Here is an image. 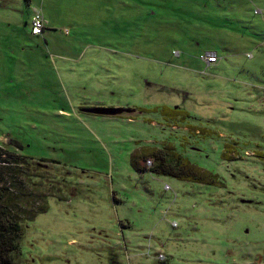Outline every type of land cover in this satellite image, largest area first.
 Wrapping results in <instances>:
<instances>
[{
  "label": "rangeland",
  "instance_id": "374dc122",
  "mask_svg": "<svg viewBox=\"0 0 264 264\" xmlns=\"http://www.w3.org/2000/svg\"><path fill=\"white\" fill-rule=\"evenodd\" d=\"M0 145L17 264H264V0H0Z\"/></svg>",
  "mask_w": 264,
  "mask_h": 264
},
{
  "label": "trees",
  "instance_id": "16d2710c",
  "mask_svg": "<svg viewBox=\"0 0 264 264\" xmlns=\"http://www.w3.org/2000/svg\"><path fill=\"white\" fill-rule=\"evenodd\" d=\"M8 156H10V153L0 145V182L3 181V174L8 175L10 169L13 168H11L10 161L6 158ZM141 156V154H133L131 158V162L137 170L142 169L138 165ZM151 156L155 161V165L150 169L152 172L170 175L178 179L203 181L201 175L205 173L190 165H180L177 158L170 160V153L167 148L156 150ZM20 163L25 165V162ZM8 187L0 185V264H17L14 261V254L18 251L19 240L23 235V219L18 213H12L11 211L10 200L6 196Z\"/></svg>",
  "mask_w": 264,
  "mask_h": 264
},
{
  "label": "built area",
  "instance_id": "2783aa9c",
  "mask_svg": "<svg viewBox=\"0 0 264 264\" xmlns=\"http://www.w3.org/2000/svg\"><path fill=\"white\" fill-rule=\"evenodd\" d=\"M44 29L43 16L40 9L36 8L33 10L30 23L29 31L31 35L41 36ZM199 60H201L207 68L217 64L220 58L214 52H206L200 55Z\"/></svg>",
  "mask_w": 264,
  "mask_h": 264
},
{
  "label": "water",
  "instance_id": "95a60500",
  "mask_svg": "<svg viewBox=\"0 0 264 264\" xmlns=\"http://www.w3.org/2000/svg\"><path fill=\"white\" fill-rule=\"evenodd\" d=\"M88 113H93L97 115H110L115 116L122 113H130L131 109L118 108V107H93L86 110Z\"/></svg>",
  "mask_w": 264,
  "mask_h": 264
},
{
  "label": "flooded vegetation",
  "instance_id": "af4514ba",
  "mask_svg": "<svg viewBox=\"0 0 264 264\" xmlns=\"http://www.w3.org/2000/svg\"><path fill=\"white\" fill-rule=\"evenodd\" d=\"M89 108H92V107H88V108H81L80 111L81 112H84V113H88L86 110L89 109ZM93 114V113H92ZM20 146V145H19ZM41 161L43 162H53L52 160H43V159H40Z\"/></svg>",
  "mask_w": 264,
  "mask_h": 264
},
{
  "label": "crops",
  "instance_id": "0c3cea01",
  "mask_svg": "<svg viewBox=\"0 0 264 264\" xmlns=\"http://www.w3.org/2000/svg\"><path fill=\"white\" fill-rule=\"evenodd\" d=\"M29 1V0H28ZM29 10V9H28ZM32 10L31 11H28L27 15H28V22H27V25L29 27V23H30V18H31V15H32ZM44 28H45V25H44Z\"/></svg>",
  "mask_w": 264,
  "mask_h": 264
}]
</instances>
